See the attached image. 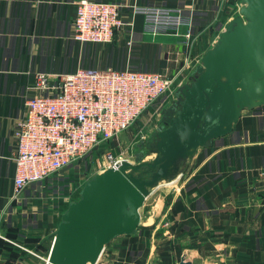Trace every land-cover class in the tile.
<instances>
[{
  "label": "crops",
  "instance_id": "obj_1",
  "mask_svg": "<svg viewBox=\"0 0 264 264\" xmlns=\"http://www.w3.org/2000/svg\"><path fill=\"white\" fill-rule=\"evenodd\" d=\"M79 1L0 0L2 240L14 232L50 238L62 214V200L54 202L49 194L69 187L68 177H53L30 186L19 199L13 197L15 132L26 98L37 94L39 75L81 68L173 75L184 64L183 37L151 35L144 16L135 11L169 7L191 22L190 28H181V35L191 29L197 36L193 66L182 87L238 15L232 0H93L122 6V19L130 25L118 30L112 43L85 44L73 37ZM155 193L159 200L153 208L151 199L146 201L138 232L113 241L98 264H181L183 257L192 264H264V107L244 111L231 134L198 149L184 173Z\"/></svg>",
  "mask_w": 264,
  "mask_h": 264
},
{
  "label": "water",
  "instance_id": "obj_2",
  "mask_svg": "<svg viewBox=\"0 0 264 264\" xmlns=\"http://www.w3.org/2000/svg\"><path fill=\"white\" fill-rule=\"evenodd\" d=\"M242 3L193 77L163 108L135 163L96 174L69 203L46 264H98L108 245L138 232L147 198L180 177L198 149L231 134L244 111L264 107V0ZM153 151L158 155L147 160ZM181 264L192 263L183 257Z\"/></svg>",
  "mask_w": 264,
  "mask_h": 264
},
{
  "label": "built area",
  "instance_id": "obj_3",
  "mask_svg": "<svg viewBox=\"0 0 264 264\" xmlns=\"http://www.w3.org/2000/svg\"><path fill=\"white\" fill-rule=\"evenodd\" d=\"M242 7L243 4L239 5L238 14ZM121 8L114 3L80 0L74 39L85 44L112 43L116 32L130 25L122 19ZM135 11L144 16L146 31L151 35L183 37L186 47L183 66L173 75L113 68H81L70 74L39 75L37 94L26 98L15 132L14 199H19L30 186L65 176L72 168L76 172L84 170L80 185L72 180L68 182L70 192L49 194L54 202L70 203L72 195L76 191L80 193L96 174L117 170L124 162L134 163L132 145L105 149L93 158L98 148L118 139L147 114L149 122H158L161 109L176 99L177 89L193 66L192 50L197 36L191 29L184 35L180 32L184 26L190 28L191 22L179 9L169 7H143ZM142 140L146 141V137ZM143 141L133 144L137 147Z\"/></svg>",
  "mask_w": 264,
  "mask_h": 264
},
{
  "label": "rangeland",
  "instance_id": "obj_4",
  "mask_svg": "<svg viewBox=\"0 0 264 264\" xmlns=\"http://www.w3.org/2000/svg\"><path fill=\"white\" fill-rule=\"evenodd\" d=\"M241 2H242L241 0L236 1V10H238L239 5H241ZM173 101H174V99H171L169 104L172 103ZM150 111L153 113L154 109L151 108ZM147 117H148V114L141 117L140 119H138L136 121L134 126L128 132L122 134L118 139H115L114 141H110V142L106 143L105 145H103L102 147L98 148L93 153V155H92L93 158H97L103 150L110 149V148L114 149V147H116L118 145H122V146H131L132 145L134 150H135V155H136V153L139 152L140 148H139V146L136 147V145H134L133 143L137 142V141H143L142 140L143 137H146V140H148L151 137V135L153 134V132L159 126V121L158 122L157 121L149 122L147 120ZM114 143H115V146H114ZM134 163H135V160H134ZM74 171H75V169H73V168L66 171L65 176L70 177V178L71 177H77L75 179V181L77 182V185L78 184L80 185L81 184L80 182L82 181V178L84 177V175H83L84 170H80L79 172H76V171L74 172ZM155 191L149 197V199H151L150 206H152V207H154L156 202L159 200V196H158V194L155 193ZM67 192H70L69 188H67L65 190V193H67ZM153 194H154V196H153ZM65 196H67V195L63 194V197H65ZM79 197H80V193H79V191H76L72 195L71 200L75 201V200L79 199ZM63 202H64V204H67L65 200ZM63 202L61 201L62 204H63ZM24 249L25 248H23L22 251L20 252V256H18L16 258V260H15L16 263H19V264H46V262L44 260L45 257L36 254L31 249H25L26 251Z\"/></svg>",
  "mask_w": 264,
  "mask_h": 264
},
{
  "label": "trees",
  "instance_id": "obj_5",
  "mask_svg": "<svg viewBox=\"0 0 264 264\" xmlns=\"http://www.w3.org/2000/svg\"><path fill=\"white\" fill-rule=\"evenodd\" d=\"M231 3L235 5L236 1L232 0ZM75 179L76 178L71 177L68 180L75 181ZM68 205L69 203L68 204L63 203L61 205L62 214L67 209ZM62 214L57 221L56 230L61 221ZM55 232L50 238L46 240H41L40 238H37V237L36 238H29V237L26 238V237L18 235L17 232H14L15 234L11 235L10 238L7 240L0 239V264H19V263H16L15 260L18 256H20V252L22 251L23 248L31 249L36 254L47 258L49 255L50 249H51V245L53 242Z\"/></svg>",
  "mask_w": 264,
  "mask_h": 264
},
{
  "label": "bare ground",
  "instance_id": "obj_6",
  "mask_svg": "<svg viewBox=\"0 0 264 264\" xmlns=\"http://www.w3.org/2000/svg\"><path fill=\"white\" fill-rule=\"evenodd\" d=\"M158 155V152L157 151H153L151 152L148 156H147V160L151 159V158H154Z\"/></svg>",
  "mask_w": 264,
  "mask_h": 264
}]
</instances>
